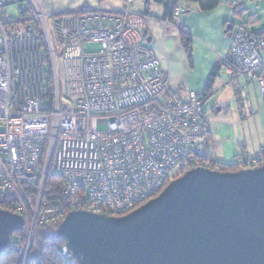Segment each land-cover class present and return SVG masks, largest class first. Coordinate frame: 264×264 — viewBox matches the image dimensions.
I'll return each instance as SVG.
<instances>
[{"label": "built area", "instance_id": "obj_1", "mask_svg": "<svg viewBox=\"0 0 264 264\" xmlns=\"http://www.w3.org/2000/svg\"><path fill=\"white\" fill-rule=\"evenodd\" d=\"M122 1L116 12H46L36 0H0V193L25 221L21 264L39 261L42 225L77 209L125 215L156 197L174 170L217 165L206 158L217 143L204 118L212 90L172 88L144 43L151 17ZM12 3L16 16L4 10ZM184 11L169 0L162 31L178 29ZM224 61L230 82L245 77L264 94V35L238 26ZM234 164L261 166L264 145L256 153L239 145ZM51 173L62 181L61 200L46 197ZM60 250L66 264L76 261Z\"/></svg>", "mask_w": 264, "mask_h": 264}, {"label": "water", "instance_id": "obj_2", "mask_svg": "<svg viewBox=\"0 0 264 264\" xmlns=\"http://www.w3.org/2000/svg\"><path fill=\"white\" fill-rule=\"evenodd\" d=\"M24 224L0 208V256ZM56 236L78 264H264V164L192 168L125 215L70 211Z\"/></svg>", "mask_w": 264, "mask_h": 264}, {"label": "crops", "instance_id": "obj_3", "mask_svg": "<svg viewBox=\"0 0 264 264\" xmlns=\"http://www.w3.org/2000/svg\"><path fill=\"white\" fill-rule=\"evenodd\" d=\"M40 7L46 12H64L74 11L79 9H96L103 11L116 12L125 7L122 0H36ZM137 0H133V3L127 6V9L135 14L145 13L151 18L144 20L143 33L144 42L147 38H150V43L153 47H150L155 55L159 58L161 67L164 71H169V63L165 65V60L162 54L157 51V45L162 36L165 37V33L162 31V24L159 22L165 16V7L162 2H155L153 0H140L141 6L133 7ZM159 4L162 11L159 13L155 5H151L149 2ZM178 3L186 10L178 17L180 26H183L186 31L192 36V47H193V59L190 61V67L185 73L186 79L182 78L174 81L175 89L182 95L187 90H193L196 92H206L205 86L208 76L213 66L220 62L228 53L234 34L237 31L238 26L241 24H233L231 22L232 16L236 13L232 8L225 12L226 5H217L208 12H201L199 3L195 1L178 0ZM239 3H237L238 5ZM238 12V11H237ZM211 16L215 19L218 24L219 32L213 41L208 38L205 39L195 34L196 31L192 26L193 20L196 15ZM242 14L238 13V15ZM223 28V32H222ZM152 29V31H150ZM161 30V35L159 34ZM178 30V29H176ZM170 31V30H169ZM256 32L254 30H251ZM264 31V30H263ZM258 32V31H257ZM262 32V31H260ZM154 33V34H153ZM221 33V34H220ZM162 42V41H161ZM156 50H155V49ZM195 48L203 52L205 60H198L195 54L197 53ZM222 72L223 77L219 74ZM171 77V76H170ZM170 80V78H169ZM188 85V86H187ZM245 86V89H238L239 87ZM229 88V89H228ZM212 96L214 93H219L217 101H213L211 104V111L226 113H232V120L228 121L218 116L212 117L213 125L209 126L207 120V114L204 108V118L208 127L209 137L214 138L217 143L215 146H209L207 154L210 158L219 161L220 163L233 164L234 157L238 152V144L243 145L248 153H256L259 151L262 145H264V94H262L259 84L257 82H250L245 77L230 82L227 75L223 71H219L212 88ZM232 91L235 106L232 108L231 101L226 102L223 99L222 94L229 93ZM221 95V96H220ZM206 103L209 104L212 97ZM228 109V110H227Z\"/></svg>", "mask_w": 264, "mask_h": 264}, {"label": "rangeland", "instance_id": "obj_4", "mask_svg": "<svg viewBox=\"0 0 264 264\" xmlns=\"http://www.w3.org/2000/svg\"><path fill=\"white\" fill-rule=\"evenodd\" d=\"M15 1V0H13ZM226 0H222L223 3H221V5H226L225 7V12H228L231 8L234 11V14L232 16L231 22L233 24H241L245 25L249 30H254V31H263L264 30V0H234L233 3H228L225 2ZM237 2L239 3V8L241 10H243L242 14L238 15L237 11H238V6H237ZM141 1L137 0L136 3L134 4L133 7H138L141 6ZM151 5H155V6H159V4L154 3L153 1L149 2ZM157 11H159V13L162 11V8L159 6L156 8ZM5 11H9L10 14L12 16H16L17 15V11L15 8V4L12 3L8 6H6L4 8ZM203 13L208 12V11H201ZM184 14H186V10L184 11ZM195 23V24H194ZM194 24V26H193ZM192 26L195 29L196 33L195 35H199L205 39H209L211 41H213V39L216 38L218 32H219V27L217 22L215 21V19L211 16H204V15H196L195 16V20H193L192 22ZM150 31H152V29H150ZM161 30H159V34L161 35ZM223 28H222V32H223ZM154 34V33H153ZM221 34V33H220ZM160 39H162L161 41H159V45H157V48L164 60H165V65H167L169 63V71H170V75H169V83L170 86L172 88H175L174 85V81H176L177 79H181L185 80L186 76L185 73L187 72V70L189 69L188 67H190V60L188 57L187 52L185 51L184 47L181 44L180 41V37H179V30L176 29H170V31H168L165 34V37H161ZM145 45L148 46H152L151 43H146L144 42ZM192 47V45H191ZM98 48L97 45H86L85 46V50L86 51H94ZM155 49V48H154ZM156 50V49H155ZM196 50V54L195 57L197 56L198 60H205L204 54L203 52L199 51L197 48H195ZM193 47H192V59H193ZM220 76L223 77L222 72L219 74ZM171 76V77H170ZM188 86V85H187ZM229 89V88H228ZM219 95V93H214V95L212 96V100L209 104L205 105V111L207 114V120L209 122V126L213 125V120L212 117L214 116H218L219 118H224L225 120L231 121L232 118V113H226L225 111H221V112H213L211 111V106H212V102L213 101H217V96ZM221 96V95H220ZM223 99H226V102H230L232 104V109L233 110V106H235V102L232 100L233 98V93L232 91L229 93H225L222 94L221 96ZM45 104H47L45 102ZM228 110V109H227ZM105 128L104 125H99V129L103 130ZM239 147V144L237 145ZM172 176H176L177 175V170H174L171 174ZM44 232H50V228H45L43 229ZM25 243V242H24Z\"/></svg>", "mask_w": 264, "mask_h": 264}, {"label": "trees", "instance_id": "obj_5", "mask_svg": "<svg viewBox=\"0 0 264 264\" xmlns=\"http://www.w3.org/2000/svg\"><path fill=\"white\" fill-rule=\"evenodd\" d=\"M11 1L20 2L21 0H15V1L11 0ZM153 1L162 2L164 4L165 15H166L167 3L169 0H153ZM186 1H195L199 3L200 9L203 11L211 10L217 5L223 3L222 0H186ZM225 2L231 4L234 2V0H226ZM237 6H238L237 14L243 12V10L239 8V4ZM178 30H179V37L181 44L184 47L185 51L187 52L189 60L191 61L192 36L188 33V31H186V29L183 26H179ZM255 33L258 35H264V31L255 32ZM224 58L213 66L206 82L205 91H209L212 88V85L219 71H223L224 66L227 64L226 61H224ZM206 158L208 159L209 156L207 155ZM209 168L211 170H219V171L239 170L234 163L225 164V163H220L219 161H217V165L210 164ZM186 171H187L186 169L181 170L179 175H176L173 178H177L181 176ZM45 194L46 197H50V195L53 194L52 197H54V199L56 200L63 199L62 181L57 174H52V173L49 174L46 182ZM7 198L8 197L6 195L0 193V208L2 209L8 208L11 199L7 200ZM58 225L59 223L46 224V225H42L39 228L38 236H37V252H38L39 261H36L33 257L30 256L26 264H66L63 258V254L60 250V247L64 244V242L56 236V228ZM45 228H50L51 231L44 232L43 229ZM25 234H26V228H23L22 230L13 232L10 235V241L8 245L5 247L2 255L0 256V264H21L22 262L21 252L24 246ZM73 264H78V262L74 261Z\"/></svg>", "mask_w": 264, "mask_h": 264}]
</instances>
